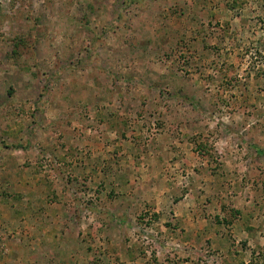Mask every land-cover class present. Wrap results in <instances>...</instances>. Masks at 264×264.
Here are the masks:
<instances>
[{"label":"rangeland","instance_id":"1","mask_svg":"<svg viewBox=\"0 0 264 264\" xmlns=\"http://www.w3.org/2000/svg\"><path fill=\"white\" fill-rule=\"evenodd\" d=\"M53 257L264 264V0H0V264Z\"/></svg>","mask_w":264,"mask_h":264},{"label":"crops","instance_id":"2","mask_svg":"<svg viewBox=\"0 0 264 264\" xmlns=\"http://www.w3.org/2000/svg\"><path fill=\"white\" fill-rule=\"evenodd\" d=\"M85 158V157H84ZM82 161H79L75 164H73L71 167L74 169V170H77L79 172H84V173H87V170H88V167L86 165V163H84V165H82ZM86 178V176H84ZM87 179V178H86ZM89 180V178H88ZM57 200V199H56ZM81 203L80 201H76V202H71L69 204H65L67 206V211L64 212L65 214H63L62 212H58L55 210L54 207H61L63 206V203H61L60 200L58 201H44L41 205H44V208H40V212H38L37 214V217L42 220L43 222H50L52 221L53 224L52 225H47V223L43 226L45 227L46 229L44 231H42V233H44V235H47L49 238H57V237H62L64 236L65 233L67 232H71V233H75L76 232V228L78 230L84 228V226H89V222H92V211L89 210V207H88V204L89 202H83L84 206L83 208H80L81 207ZM82 204V205H83ZM64 207V206H63ZM77 208L78 210V213H75L74 212V209ZM79 208V209H78ZM70 211V212H69ZM105 217V216H103ZM76 221V222H74ZM97 219V218H96ZM99 221V220H98ZM57 222H66V226L62 229L63 232H57V230H54L53 232H47L48 230H52L54 227H56L57 225ZM79 225L77 227H72V226H75L77 225L78 223ZM77 230V232H78ZM92 230V227L90 226L89 227V231ZM65 232V233H64ZM77 233H76V237H77ZM58 248L59 247H52V248H49L47 251H52L53 253L56 252V255H57V251H58ZM73 260V259H71ZM52 262L55 264H60L58 263L59 260L58 258L56 257H53V260Z\"/></svg>","mask_w":264,"mask_h":264}]
</instances>
